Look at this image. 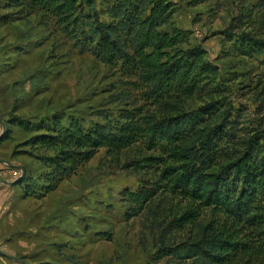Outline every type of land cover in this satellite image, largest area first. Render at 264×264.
<instances>
[{"label":"rangeland","instance_id":"rangeland-1","mask_svg":"<svg viewBox=\"0 0 264 264\" xmlns=\"http://www.w3.org/2000/svg\"><path fill=\"white\" fill-rule=\"evenodd\" d=\"M20 2L0 0V264H206L180 252L196 240L195 223L170 225L188 202L166 193L158 167L129 165L161 156L160 149L139 141L112 155L102 147L74 174L49 179L44 157L51 151L33 145L41 135L71 123L116 125L125 110L162 109L120 62L81 50L53 18ZM94 7L104 24L116 21L113 8H123L121 0H95ZM153 12L158 23L149 32L162 59L198 49V66L207 68L183 111L195 113L211 97L229 134L263 150L264 47L253 41L264 42V0H153L140 18ZM209 219L200 210L198 221Z\"/></svg>","mask_w":264,"mask_h":264},{"label":"trees","instance_id":"trees-1","mask_svg":"<svg viewBox=\"0 0 264 264\" xmlns=\"http://www.w3.org/2000/svg\"><path fill=\"white\" fill-rule=\"evenodd\" d=\"M94 1L26 0L20 4L30 13L53 18L81 50L91 51L103 63L120 62L162 112L125 110L116 125L83 129L71 123L55 136L41 135L33 145L51 151V156L44 157L49 179L56 184L74 174L99 148L117 155L141 141L149 149H160L162 155L140 156L129 165L158 167L155 173L166 193L189 204L170 225L176 230L186 224L197 226L196 240L185 242L182 255H199L208 259L206 264H264V149L251 138L237 140L229 134L230 128L221 124L223 113L211 97L197 112L183 111V103L199 91L207 68L198 66V49L162 59L154 32H149L157 26L155 12L162 11L160 6L141 19L153 0H121L122 10L110 11L116 21L104 24ZM253 42L264 47V42ZM150 46H154L152 53L147 51ZM55 184H48L46 191ZM21 185L24 188L27 183L23 180ZM206 209L210 219L198 221L200 210Z\"/></svg>","mask_w":264,"mask_h":264},{"label":"water","instance_id":"water-1","mask_svg":"<svg viewBox=\"0 0 264 264\" xmlns=\"http://www.w3.org/2000/svg\"><path fill=\"white\" fill-rule=\"evenodd\" d=\"M15 181H12V182H9V184H12V183H14ZM10 258H12V259H14L13 257H11V256H9Z\"/></svg>","mask_w":264,"mask_h":264}]
</instances>
